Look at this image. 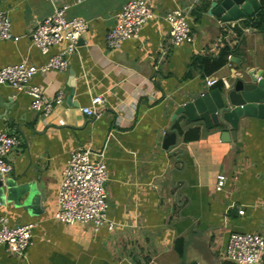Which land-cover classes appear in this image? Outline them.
<instances>
[{"label":"crops","instance_id":"obj_1","mask_svg":"<svg viewBox=\"0 0 264 264\" xmlns=\"http://www.w3.org/2000/svg\"><path fill=\"white\" fill-rule=\"evenodd\" d=\"M128 1L55 0L69 4L67 15L87 21L89 28L66 70L38 71L31 80L51 98L62 93L63 101L49 115L32 109L25 90L0 84V130L19 139L7 155L14 169L6 178H16V191L0 197V215L11 225L36 223L26 254L18 257L0 247V264H184L185 241L194 229L209 243L212 264H236L221 255L230 234H264V118L242 119L236 142L180 118L173 126L179 147L173 152L163 147L176 109L223 88V78L232 74L228 63L236 67L239 57L250 56L257 35H248L226 65L204 78L195 58H214L227 43L232 49L238 43L219 18L209 15L211 0H147L154 18L138 37L110 49L106 34ZM55 3L1 2L19 39L0 41V70L20 63L41 68L66 51L61 43L44 53L29 36ZM177 8L186 10L195 41L160 61L170 32L164 14ZM96 96L104 105L98 117H90L81 108ZM196 132L198 139L186 140ZM80 147L91 149L93 160L102 154L108 165V217L114 230L94 231L55 218L62 172ZM220 173L226 175L222 187ZM195 259L205 264L190 246L185 264Z\"/></svg>","mask_w":264,"mask_h":264},{"label":"built area","instance_id":"obj_2","mask_svg":"<svg viewBox=\"0 0 264 264\" xmlns=\"http://www.w3.org/2000/svg\"><path fill=\"white\" fill-rule=\"evenodd\" d=\"M3 0H0V4ZM55 3V0H52ZM69 4H54L53 13L39 22L31 31L32 42L47 53L51 47L61 43L67 44L66 51L50 58L44 67H36L26 63L8 65L0 70V84H9L17 89L25 90L31 97V107L42 115H49L63 101L62 93L51 98L46 91L31 83L38 71L49 69L66 70L69 57L79 47V40L89 28L88 22L67 15ZM154 9L147 0H130L125 3L117 16L114 26L106 34L108 48H119L121 44L139 36L142 26L154 18ZM184 8L173 9L164 14L170 25L169 37L161 59H166L172 49L184 44H193L195 36ZM220 25H225L222 20ZM18 40L12 32V21L7 11L0 7V41ZM226 39V35H225ZM225 80V78H224ZM214 84L215 80H208ZM104 105L102 96L93 97L90 106L81 110L90 117H98ZM19 139L0 130V174L7 176L13 172L14 166L8 161L10 150L18 145ZM99 160L92 159V151L80 147L71 152L67 166L62 172L58 194V209L55 218L66 224L82 223L91 226L94 231L102 227L114 230L115 224L108 217L109 202L106 183L109 180V168L100 155ZM220 186H224L226 176H219ZM218 180V183H219ZM240 213H244L240 210ZM36 223L11 225L5 215H0V247L8 253L22 257L32 243ZM224 259L236 264H264V234L234 232L229 236L226 249L221 254Z\"/></svg>","mask_w":264,"mask_h":264},{"label":"water","instance_id":"obj_3","mask_svg":"<svg viewBox=\"0 0 264 264\" xmlns=\"http://www.w3.org/2000/svg\"><path fill=\"white\" fill-rule=\"evenodd\" d=\"M261 7L259 0L210 1L209 15L219 18V25L220 20L225 22V25H220V27L225 32L234 33L238 38L237 48L248 35L257 36L251 43V55L239 57L235 62L236 67L232 69V74L225 78L223 88L202 93L176 109L172 117V125L164 135L163 147L165 149L173 152L179 147L180 136L173 126L180 118H185L186 122L191 121L192 124L203 126L207 132L210 130L213 133H219L224 142L237 141V132L242 119L264 118V28L251 27V29L242 30L239 27V24L246 26V20L256 17ZM237 28L241 30V33L237 32ZM15 181L16 178L10 179L0 174V197L6 194L13 196L16 191ZM19 189L23 191L26 188ZM190 246L202 256L205 264H212L207 258L210 246L207 241L203 240L201 231L194 229L188 234L184 247V264ZM192 264H201V262L195 259Z\"/></svg>","mask_w":264,"mask_h":264},{"label":"trees","instance_id":"obj_4","mask_svg":"<svg viewBox=\"0 0 264 264\" xmlns=\"http://www.w3.org/2000/svg\"><path fill=\"white\" fill-rule=\"evenodd\" d=\"M261 2V10L257 13L256 17L252 19L246 20V26L247 27H252V28H259L263 29L264 28V0H260ZM237 32L241 33V30L237 28ZM237 53V50L234 51L229 45H226L223 47V49L220 51L219 55L216 57H209L206 55H203L205 57H196L195 58V63H200V67L203 72V77L205 78L209 73H212L214 70L218 69L219 67H222L226 65L228 62V56L231 53ZM219 87H223V84L220 85ZM200 137L199 132H196L192 137L186 136V140H196Z\"/></svg>","mask_w":264,"mask_h":264},{"label":"rangeland","instance_id":"obj_5","mask_svg":"<svg viewBox=\"0 0 264 264\" xmlns=\"http://www.w3.org/2000/svg\"><path fill=\"white\" fill-rule=\"evenodd\" d=\"M247 28H249V27H247ZM227 44H228L230 47H232V45H230L229 43H227ZM234 49H235V50H238V48L236 47V45L234 46ZM234 55H235V54H234ZM234 55H233V56H234ZM231 56H232V55H229V56H228V59H230ZM228 65H229L232 69L235 67V66H234V62H232V60L228 63ZM231 73H232V72H231ZM224 78H226V77H224ZM224 78H223V82H224ZM222 175H223V176H226L225 174L220 173V174L218 175V177H217L218 180L220 179L219 176H222ZM220 185H221V184H220V180H219L218 186H220ZM224 185H225V184H224Z\"/></svg>","mask_w":264,"mask_h":264}]
</instances>
